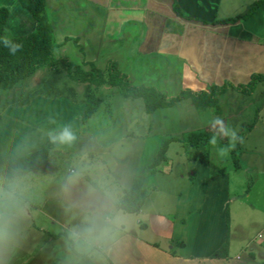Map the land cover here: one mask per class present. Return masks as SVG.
Masks as SVG:
<instances>
[{
  "label": "rangeland",
  "instance_id": "rangeland-1",
  "mask_svg": "<svg viewBox=\"0 0 264 264\" xmlns=\"http://www.w3.org/2000/svg\"><path fill=\"white\" fill-rule=\"evenodd\" d=\"M6 5L0 8L9 9V3ZM48 17H50L49 13ZM49 23L52 25L53 17ZM53 40L58 45L55 52L71 61L74 54L68 56L65 52H61L63 43H58L59 39L55 33ZM145 57L147 63L139 62L135 65V69L152 71L155 74L164 73L163 80L168 86L167 91H163L166 93L163 94L168 97L177 94L182 85L178 86L172 73L177 74L178 67L157 61L153 55ZM111 61L117 64L116 61ZM150 62H153L151 69H149ZM52 73L51 69L45 67L19 82L11 90L0 89V145L3 156L9 158L17 148H19L18 156L41 148L49 149L45 165L23 175V214L19 220V244L13 253L0 250L2 264H78L79 255L83 254L88 255L94 264H109L112 258H108L105 248L108 244L117 242L123 230L137 233L138 222L140 220L146 222L145 219L154 224L164 222L150 214L153 211L164 214L174 222L175 236L178 237V241L183 240V243H186L180 246L182 250L178 254L184 256L198 254L197 256L204 258L208 255L212 243L203 244L206 249H201L202 251H198L197 248L191 250L187 239L188 235L196 234L194 227L197 220L192 219V215H197V211L194 213L191 211V220L187 218L185 222L181 219L186 214L180 211V208H183L191 198L197 202V196L194 194L197 195L195 188L199 184L200 174L210 180L212 176L219 174L217 172L219 170L230 172L233 187L236 186L237 181L239 182V191L236 194L249 192L246 196H242L249 204L246 209L252 211L253 206L257 207L256 215L261 219L264 214V83L260 87L257 86L252 95L236 93L231 88L233 91H226L227 93L217 97V109L207 107L199 111L194 108L190 100H181L174 106L157 109L152 114L145 111L141 99L127 98L120 88L105 84L96 92L102 102L95 114L79 129L78 142L60 147L59 144L49 142L46 132L53 126L58 128L65 125H70L71 131L76 132L78 129L73 130V128L77 124L70 122L65 124V121L70 119L65 102L61 100L62 98L53 97L47 91L46 82L44 88L41 85L49 77H54L56 81H67L75 88L77 98L85 85L74 84L68 80L65 73L60 71ZM139 76L143 79L142 74ZM136 84L133 82L134 86ZM159 86L165 89V84ZM13 93L16 98L11 101L10 97ZM25 97L32 98L30 103L35 99V106L32 108L34 112L28 119L24 113H21L24 105H19L21 99ZM24 123L42 129L38 133L42 138L36 143L37 145L25 144V137L21 136V129L27 128ZM210 127H216L219 134L227 137V142L219 144L212 140L210 145L208 142L197 148L183 145L182 138L186 134L200 133ZM231 133L236 137L233 138ZM172 138L177 140H170ZM237 141L239 145H236ZM164 144L165 158L153 165L158 150ZM9 145L15 148L9 151ZM236 146L239 148H235ZM232 148L236 149L234 156L229 154ZM235 160L239 163L238 169L234 168ZM73 172H79L78 178L66 189H62L66 178ZM136 178L142 181L146 193L141 214H127L121 211L116 213V208L111 207L113 198L116 202L118 196L124 189L129 188ZM4 180L0 179V186L3 185ZM102 191L103 194H111L107 195L111 198V203L108 205V211L111 213L101 214L102 205L100 208L95 207L96 195ZM237 198L234 196V200ZM89 206L94 207V212L89 210ZM115 213L123 218L121 226L123 229H119L102 250H97L96 254L80 252L69 239L70 230L78 223L81 225L86 216L95 215L100 218ZM247 213L233 220L234 229L231 230L227 244L234 256L255 234L256 228L249 224ZM51 215L55 217L52 218ZM73 215H75L74 219L68 220ZM70 221L75 222L69 223ZM60 224H65V229L60 227ZM238 224L246 226L243 227L244 235L236 227ZM188 226L191 228L186 234ZM219 227L218 223L215 224L213 232H217ZM262 231L263 229L256 235L254 243L264 242L261 241L264 239ZM150 236L156 237L155 241L160 245L165 243V235H153L151 231L145 235L147 238ZM222 244L220 243L213 252ZM176 246V243L174 246L169 245L177 252V248L180 247ZM116 247L115 245L113 250ZM244 254L246 251L238 253L240 257ZM113 255L122 257V259H119V256L113 258L115 264H124L121 261L126 260L128 262L125 264H141L136 255H133L131 246L125 244L119 251H114ZM146 256L149 255L144 254V258L140 260L143 264L146 260L154 262V254L150 258ZM257 262L264 264L259 255Z\"/></svg>",
  "mask_w": 264,
  "mask_h": 264
},
{
  "label": "crops",
  "instance_id": "crops-1",
  "mask_svg": "<svg viewBox=\"0 0 264 264\" xmlns=\"http://www.w3.org/2000/svg\"><path fill=\"white\" fill-rule=\"evenodd\" d=\"M6 3L10 5L5 24L9 37H19L33 32L35 22L21 7L19 1L0 0V7ZM45 3L46 10L50 14L49 20L53 17L51 25L53 34L55 33L59 39L58 43H63L61 52H65L68 56L74 54L71 62L76 65L93 63L103 69L108 61L114 60L118 64L119 71L126 75L131 85L135 82L137 83L135 86H152L166 93L163 92L167 91L168 86L163 80L164 73L155 74L152 71L135 69L137 63H147L146 55H153L157 61L166 62L167 65H176L178 72L172 73V77L176 78L178 86L182 85L181 90L207 91L210 86H221L225 82L233 86L245 85L253 74H264V0H45ZM255 3L259 4L255 7L253 6ZM235 16L240 18L234 23L222 22ZM215 19L220 22L214 23ZM77 44L82 48V54ZM152 63L150 62L149 69ZM141 74L143 79H140ZM61 82L58 81L59 84ZM262 83L264 82L258 83L256 87H260ZM161 84H165V89H161L159 86ZM230 90L229 88L227 92ZM58 98H62L67 113H70V119L65 121V124L66 122L77 124L73 128V130L78 129L73 132L76 137L74 143H77L80 137L79 129L85 125L81 121L84 104L73 103L63 96ZM34 106L35 99L22 107L21 113H24L28 119L34 112L32 109ZM24 125L27 128L21 129V136L25 137V144L37 145L36 143L42 138H40L41 134H38L42 129L30 123ZM13 148L15 146L9 145V151ZM217 172L222 174H216L210 180L199 173V184L195 188L197 195L194 194L197 196V202L191 198L183 208H180V211L186 214L181 219L185 222L187 218L191 220L190 215L197 211V215H192V219L197 220L194 227L196 234L188 235L187 239L191 250L197 248L198 251H202L201 249H206L203 244L212 243L208 255L201 258L197 256L198 254L193 256L178 254L182 250L180 246L186 243H183V240L178 241V237L175 236L174 222L164 214L153 211L150 214L164 222L154 224L145 219L146 222L142 220L138 222L139 232L131 233L123 230L118 241L108 244L105 248L108 258H112L109 264H115L113 258L118 256L122 259L120 255H113V252L119 251L124 244L131 246L133 255H136L141 264L143 263L140 260L144 258V254L149 255L146 258L154 254V262L146 260L144 264H258V255L264 261V242H261L262 246L254 243L256 235L264 229V214L260 219L256 215L257 207L253 206L252 211L246 209L249 204L242 196H246L249 192L236 194L239 191V182L236 180V186L231 185L230 172L224 170ZM107 195L111 194H103L102 191L96 195L95 207L100 208L102 205L101 214L111 213L108 211L111 198ZM234 196L238 198L234 200ZM116 202L113 198L112 208H116ZM88 208L94 212L93 206ZM142 208L143 205L138 213L141 214ZM116 210V213L120 211L117 208ZM191 211L193 212L190 214ZM246 212H248L249 224L256 228L254 236L239 249V252L246 251V254L240 257L238 252L234 256L229 248L226 258H212L211 255L216 247L225 241L227 232L225 217H228L229 235H231V230L234 229L233 220L244 216ZM51 217L55 216L51 215ZM74 217L75 215L68 220ZM73 222L75 221L69 223ZM217 223L220 227L217 232H213V227ZM78 225L79 223L76 224ZM60 227L65 229L66 225L60 224ZM236 227L243 235L245 234L243 228H246L245 225L238 224ZM190 228L187 227L186 234L189 233ZM150 231L153 235H165V243L160 245L155 241L154 236L145 237ZM175 243L180 247L177 248V252L173 247H169L170 244L174 246ZM115 245L117 247L113 250ZM121 262L125 264L128 261Z\"/></svg>",
  "mask_w": 264,
  "mask_h": 264
},
{
  "label": "trees",
  "instance_id": "trees-1",
  "mask_svg": "<svg viewBox=\"0 0 264 264\" xmlns=\"http://www.w3.org/2000/svg\"><path fill=\"white\" fill-rule=\"evenodd\" d=\"M22 8H24L35 22L33 32L19 36L9 37L5 28L7 22L8 11L6 8H0V89L11 90L22 80L32 76L39 69L47 67L53 73H65L68 80L74 84H84L81 95L77 98L76 90L69 85L67 81L54 80V77L45 79L42 83L53 97H66L73 103H83L84 108L81 116L82 124L95 114L102 100L96 95L99 87L109 85L111 87L120 88L125 97L131 99H141L144 109L147 113L152 114L160 108H168L174 106L181 100H190L196 110H204L207 107L218 108L217 97L225 93L229 88L235 92L251 94L256 85L264 82V74H253L250 81L245 85L233 86L225 82L221 86H210L207 91H192L188 89L180 90L176 95L168 97L152 86H133L129 83L125 74L121 73L118 65L113 61H108L103 69H100L93 63H84L76 65L68 58L62 57L55 51L58 45L53 40V30L48 20V12L46 10L45 0H18ZM255 3L253 6H257ZM176 9V6H174ZM251 12V11H250ZM240 17L226 19L222 22L234 23ZM215 19L214 23H217ZM9 43L14 47H18L20 52L15 57H10L3 50V43ZM77 42V40L75 41ZM77 48L82 54V48L77 44ZM61 69V70H60ZM52 73V74H53ZM16 98L14 93L10 97L11 101ZM19 105H28L32 98L25 97L21 99ZM218 113V112H217ZM236 137V136H235ZM239 137V136H238ZM240 138V137H239ZM172 141L176 138L170 139ZM214 140L219 144L226 143L227 137L217 132L216 127H210L200 133H189L182 138L183 145L197 148ZM238 144V141L236 142ZM235 148H239L236 146ZM235 148L229 151L230 156H234ZM165 144L158 150L153 165H156L165 158ZM0 146V179H6L12 175L14 170H19L22 176L41 168L47 162L49 149L41 148L37 151L18 156L17 158H7L3 156ZM152 166V165H151ZM234 168H239L238 161H234ZM222 174V173H220ZM217 174V175H220ZM215 176V175H214ZM213 177V176H212ZM146 198V193L142 185V181L138 178L132 181L129 188L124 189L121 197L116 202V208L127 214H136L141 209ZM227 215V213H226ZM226 221V237L223 244L211 255L212 258H226L228 254V237L229 223L228 217ZM179 245H182V243ZM78 264H94L88 255H79Z\"/></svg>",
  "mask_w": 264,
  "mask_h": 264
},
{
  "label": "clouds",
  "instance_id": "clouds-1",
  "mask_svg": "<svg viewBox=\"0 0 264 264\" xmlns=\"http://www.w3.org/2000/svg\"><path fill=\"white\" fill-rule=\"evenodd\" d=\"M2 47L10 57H15L20 52L18 47L6 42ZM46 136L50 143L59 145H71L76 139L67 125L49 129ZM231 136L234 138L235 134L231 133ZM18 155L19 148L14 149L12 157L15 159ZM78 176L79 172H73L68 176L62 189L74 183ZM23 193L22 173L14 170L0 186V250L2 251L13 253L19 244V220L23 214ZM122 224L123 218L118 214L100 218L95 215L86 216L81 225L70 230L69 239L80 252L94 255L114 237Z\"/></svg>",
  "mask_w": 264,
  "mask_h": 264
},
{
  "label": "built area",
  "instance_id": "built-area-1",
  "mask_svg": "<svg viewBox=\"0 0 264 264\" xmlns=\"http://www.w3.org/2000/svg\"><path fill=\"white\" fill-rule=\"evenodd\" d=\"M262 234H263V236H264V229H263V231H262Z\"/></svg>",
  "mask_w": 264,
  "mask_h": 264
}]
</instances>
